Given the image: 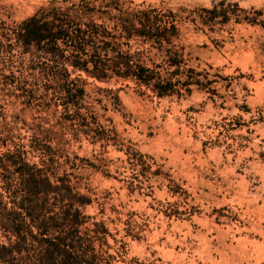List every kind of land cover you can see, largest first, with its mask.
Segmentation results:
<instances>
[{"label":"rangeland","instance_id":"374dc122","mask_svg":"<svg viewBox=\"0 0 264 264\" xmlns=\"http://www.w3.org/2000/svg\"><path fill=\"white\" fill-rule=\"evenodd\" d=\"M50 1L81 0H0V42ZM119 1L157 8L144 24L164 37L115 41L174 92L88 78L75 104L41 84L28 97L3 83L11 71L30 77L18 48L0 51V153L29 150L74 187L85 244L104 264H264V0ZM111 16L97 21L112 26ZM4 185L19 180L0 177L10 208Z\"/></svg>","mask_w":264,"mask_h":264},{"label":"trees","instance_id":"16d2710c","mask_svg":"<svg viewBox=\"0 0 264 264\" xmlns=\"http://www.w3.org/2000/svg\"><path fill=\"white\" fill-rule=\"evenodd\" d=\"M54 3L40 6L6 32L1 30L0 51L12 53L17 47L22 68L30 75L20 83L17 72L11 71L3 75L4 84L28 97L34 94V85L41 84L45 93L62 97L67 104L84 98L88 78L132 81L158 97L174 92L172 81L160 80L149 66L133 59L129 48L122 49L129 42L115 41L135 35L152 40L164 37L162 28L144 24L157 20V8L124 10L119 0L98 5L92 0L70 6ZM211 12H217L216 6ZM112 13L118 21L112 26L97 21L113 19ZM30 152L0 153L2 181L19 180L15 189L3 186L16 202L10 208L0 202V217L5 220L0 225V264H104L85 244L87 222L82 208L86 200L78 201L74 187L64 184L43 160L33 162ZM52 197L56 202L50 201Z\"/></svg>","mask_w":264,"mask_h":264}]
</instances>
